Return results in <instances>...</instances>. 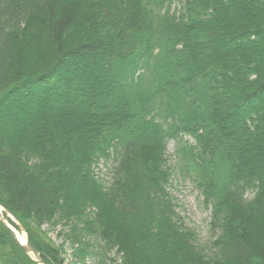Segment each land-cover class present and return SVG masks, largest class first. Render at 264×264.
Wrapping results in <instances>:
<instances>
[{"label":"trees","instance_id":"16d2710c","mask_svg":"<svg viewBox=\"0 0 264 264\" xmlns=\"http://www.w3.org/2000/svg\"><path fill=\"white\" fill-rule=\"evenodd\" d=\"M0 206L48 264H264V0H0Z\"/></svg>","mask_w":264,"mask_h":264},{"label":"rangeland","instance_id":"374dc122","mask_svg":"<svg viewBox=\"0 0 264 264\" xmlns=\"http://www.w3.org/2000/svg\"><path fill=\"white\" fill-rule=\"evenodd\" d=\"M176 7L172 9L175 10ZM179 10V6L177 8ZM175 142H169L167 146V156L169 158L170 166L174 168V175L171 180L169 192L173 197L176 205L177 212L180 214L184 226L188 229L193 230L197 235V243L202 247H210L212 244L211 233H210V220H211V206L206 205L204 198L200 191L197 189L192 178L188 177L187 174H181L182 163L175 156L176 152ZM109 166H105L103 162H100L96 168V174L104 180H108ZM57 230H50V235L56 244H61L62 239L58 236ZM70 253L68 250L67 262H70Z\"/></svg>","mask_w":264,"mask_h":264},{"label":"water","instance_id":"95a60500","mask_svg":"<svg viewBox=\"0 0 264 264\" xmlns=\"http://www.w3.org/2000/svg\"><path fill=\"white\" fill-rule=\"evenodd\" d=\"M4 208L0 206V222L4 225L5 228H7L10 233L13 235V237L17 240L21 248L24 250V252L31 257L37 264H47L41 257V254L35 250L29 243L27 236L25 237L26 240L24 243H22L18 237L19 234H22L24 232L23 228L19 225V223L10 215L8 214V217L4 215ZM7 218L13 220L15 224L19 227V232L14 229L8 222Z\"/></svg>","mask_w":264,"mask_h":264},{"label":"bare ground","instance_id":"6f19581e","mask_svg":"<svg viewBox=\"0 0 264 264\" xmlns=\"http://www.w3.org/2000/svg\"><path fill=\"white\" fill-rule=\"evenodd\" d=\"M18 237H19V239H20V241H21L22 243L25 242L26 238H25V235H24V234H19Z\"/></svg>","mask_w":264,"mask_h":264}]
</instances>
